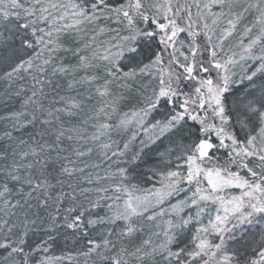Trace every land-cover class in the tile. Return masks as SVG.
<instances>
[{
	"label": "snow or ice",
	"instance_id": "obj_1",
	"mask_svg": "<svg viewBox=\"0 0 264 264\" xmlns=\"http://www.w3.org/2000/svg\"><path fill=\"white\" fill-rule=\"evenodd\" d=\"M0 264H264V0H0Z\"/></svg>",
	"mask_w": 264,
	"mask_h": 264
}]
</instances>
